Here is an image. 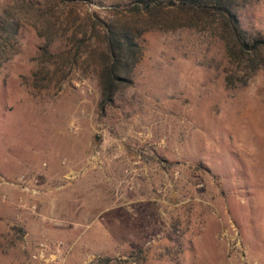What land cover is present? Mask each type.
<instances>
[{
	"label": "rangeland",
	"instance_id": "obj_1",
	"mask_svg": "<svg viewBox=\"0 0 264 264\" xmlns=\"http://www.w3.org/2000/svg\"><path fill=\"white\" fill-rule=\"evenodd\" d=\"M41 1L55 17L26 15L0 69V264H264V68L229 88L223 44L170 21L102 111L69 37L133 0ZM237 17L264 36V0Z\"/></svg>",
	"mask_w": 264,
	"mask_h": 264
},
{
	"label": "trees",
	"instance_id": "obj_2",
	"mask_svg": "<svg viewBox=\"0 0 264 264\" xmlns=\"http://www.w3.org/2000/svg\"><path fill=\"white\" fill-rule=\"evenodd\" d=\"M72 1L58 0L63 6ZM253 1L256 0H133L124 9L113 8L121 17L102 20L89 16L87 23L73 29L69 37L72 62L78 65L83 55L87 58L96 55L100 108L104 111L113 103L118 89L131 82L142 52L140 35L150 30L172 29L170 23L178 21L182 22L178 24L180 27L197 28L220 41L229 61L244 71L239 79L227 75V87H235V81L246 85L257 70L264 68V36L247 34L237 17V10ZM55 13L51 4L41 0H16L12 6H0V69L16 51L17 33L24 17L29 15L49 24ZM52 44L53 40H47L42 56L67 61L64 52L60 55L50 52ZM103 262L110 264L109 260Z\"/></svg>",
	"mask_w": 264,
	"mask_h": 264
},
{
	"label": "built area",
	"instance_id": "obj_3",
	"mask_svg": "<svg viewBox=\"0 0 264 264\" xmlns=\"http://www.w3.org/2000/svg\"><path fill=\"white\" fill-rule=\"evenodd\" d=\"M41 255H44V251H41Z\"/></svg>",
	"mask_w": 264,
	"mask_h": 264
}]
</instances>
